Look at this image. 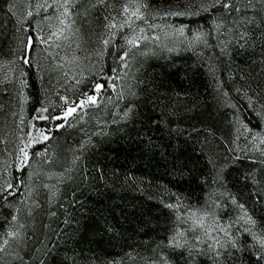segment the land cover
<instances>
[{"label": "trees", "instance_id": "16d2710c", "mask_svg": "<svg viewBox=\"0 0 264 264\" xmlns=\"http://www.w3.org/2000/svg\"><path fill=\"white\" fill-rule=\"evenodd\" d=\"M13 1L0 0V60L15 50L16 20L8 10ZM253 3L261 8L258 0ZM186 23L210 27L204 13ZM261 27L264 21L257 12L247 41L229 37L231 43L224 54L214 36L210 46L199 52L150 59L144 64L128 117H120L104 133L88 140L73 178L58 187L54 198L40 197L39 207L33 209L30 228L42 241L35 245L37 260L42 258L44 264H146L164 252L171 264H186V257L164 247L175 220L165 205L176 204L177 199L183 212L189 207H205L211 200L227 205L231 196L264 226V192L244 179L257 156L254 151L240 150L251 149V140L241 137L233 142L235 130L228 123L237 114L251 121L252 127L257 123L235 89H246L249 84L264 89ZM30 76V107L35 111L40 106L41 88L34 72ZM5 99L0 86V129L8 111ZM230 104H236L239 112ZM67 147L64 144L61 152ZM13 177L14 183L24 181L17 184L20 199L28 169L13 170ZM9 199L16 203L13 197ZM9 211L0 201V226ZM228 211L235 214L234 208ZM222 217H226L224 213ZM48 249L49 254L43 256ZM187 264L209 261L195 257ZM237 264L254 261L245 258Z\"/></svg>", "mask_w": 264, "mask_h": 264}, {"label": "snow or ice", "instance_id": "6c2138e0", "mask_svg": "<svg viewBox=\"0 0 264 264\" xmlns=\"http://www.w3.org/2000/svg\"><path fill=\"white\" fill-rule=\"evenodd\" d=\"M79 2L80 0H51V2L36 0L33 4L32 0H28L24 15L17 17V23L20 25L18 31L23 32V37L18 40V48L15 50V53H18L15 59L20 61L21 90L27 87L28 71L34 69V75L39 76L43 70L38 59L33 63L37 44L46 46L44 50L47 51L53 45L60 48L62 41H69L76 36L79 31L76 28V17L81 14L77 7ZM85 3L91 7L101 6L106 13L103 16L102 31L96 34L97 48L93 50V55L99 58V67L94 64L86 67L75 50L70 55L59 57L57 68L61 70L65 82L68 81L70 72L71 81H74L66 92L77 89L85 79H88L84 75L85 71H88L94 79L89 81L91 94L88 91H74L73 95L76 98L73 99L67 94L62 95L57 92V97L63 102L57 106L60 108L59 114L49 113V108L46 106L36 110L38 115L35 119L59 121L56 124L57 129H62L66 125L74 126L69 124V117L79 122L88 114L89 108H98L106 89L116 92L118 99L124 97L125 85L121 83L118 86L115 81H124L128 77V71L124 70L130 69L137 55L145 54L142 51V45L149 41L156 43L161 40L160 35L153 30L162 31L166 38H176L177 43H186L189 48L197 45L210 46L209 39L215 34V38L219 40L220 52L224 54L228 44L231 43L229 37L247 41L249 26L256 24L257 12L261 21H264V0H258L260 9L256 8L253 0H196V3H169L167 6H162V0H111V2L85 0ZM14 8V4H9V12H12ZM42 12L43 19L36 20L35 28H33L30 21L34 17L41 16ZM250 12L251 16H249ZM202 13L207 14L210 27L208 30L198 28L191 38L186 35V25L167 22L169 18L199 16ZM42 24L46 25L47 32L41 26ZM260 31L264 33V27H261ZM220 37L223 39L221 40ZM79 47L80 45L76 44V49ZM106 56H112L116 63L115 67L109 69L111 75L104 72ZM66 67L69 71H64ZM117 69H120L123 74ZM210 71L214 72L215 69ZM40 79L42 80L43 77ZM235 91L246 101L245 108L253 113L257 123L255 127H252L251 121L246 122L240 115H234L228 121L235 130L233 142L239 141L241 137L245 141L251 140V149L240 150L258 152L259 156L253 160L252 168L244 179L256 186L258 192H264V94H262L264 89H253L249 84L246 89L237 88ZM127 95L136 96L131 86L127 87ZM224 95L227 97L228 93L225 92ZM108 99L111 102V98ZM229 106L237 113L239 112L236 104ZM131 110L132 105H127L122 119H126ZM20 123L21 125L24 123L23 118ZM30 127L34 131L18 137L20 144L17 145L18 157L15 162L18 172H23L30 165L32 156L47 157L46 148L43 151L31 150L35 149L36 145L45 144L52 139L51 129L37 128L35 124H31ZM77 159L79 157H74L73 166ZM257 168H259V174ZM222 171L223 167L217 169L216 176L220 177ZM30 178L31 173H29ZM14 180L10 167L5 166L0 171V181H2L0 182V201H3V207L10 211L9 215L3 218V224L0 226V264H44L42 258L37 260L34 256V253L39 251L35 246L36 243H42V241L36 236L34 229L30 234L29 218L33 216V209L25 204V200L17 198V192L20 191L17 184L23 185L24 181L19 180L14 183ZM44 187L52 191L49 185ZM28 191L31 193L32 189L29 188ZM220 195L224 196L226 193ZM54 196L53 192V198ZM9 197L16 199V203H13ZM209 199L211 200V197ZM228 199L240 210L236 217L229 215L228 206L219 203L218 200H211V204H206L202 208L189 207L183 212H181L179 199L176 204L165 205L175 214V220L170 230L171 234L166 237L167 244L164 247L170 249L175 255L186 257V264L194 261L195 257L207 258L209 264H237L238 260L243 262L245 258H250L254 264H264V226L259 225L249 215L244 204H239L231 196ZM259 199L260 196L257 195V202ZM17 204L24 206L23 215L22 208ZM35 207H39V204L36 203ZM221 212L227 217L226 220L221 217ZM50 251L48 249L42 255L46 256ZM150 264H171V261L168 256L161 253Z\"/></svg>", "mask_w": 264, "mask_h": 264}, {"label": "rangeland", "instance_id": "374dc122", "mask_svg": "<svg viewBox=\"0 0 264 264\" xmlns=\"http://www.w3.org/2000/svg\"><path fill=\"white\" fill-rule=\"evenodd\" d=\"M187 1L178 2L177 0H169L162 3V6H167L169 3H196L194 0ZM13 2L15 5L13 14L16 20V37L14 40V47L16 50L18 48V40L23 37V32L18 31L20 25L17 23V17H22L24 15L28 0H14ZM35 2L36 0H32L33 4H35ZM49 2H51V0H49ZM109 2H111V0H109ZM81 5H84V7H81ZM77 7L81 14L76 17V28L79 29L76 36L72 37V39L69 41H62V46L60 48H57L55 45H53L51 48H48L47 51L44 50L46 46L37 44L36 52L33 54V63H35V60L38 59L43 69L39 76L34 75L36 76L40 84L39 87L41 88V101L39 108L41 106H46L49 108V113L54 115L60 113V108L57 106L63 103L57 97V92L61 93L62 95L67 94L73 99L76 98L73 95L74 91H88L91 94L89 81L94 79V77L89 75L88 71H85L84 75L88 77V79H85L77 89L66 92V89H70L71 84L74 83V81H71L70 72L68 81L65 82V78L63 77L61 70L57 68L59 57H64L66 54L70 55L75 50L77 55L81 57V60L86 67L90 66V64H94L96 67H99V58L93 55V50L97 48L96 34L100 33L103 28V16L106 14L105 10L101 6L91 7L89 4L85 3V0H80ZM93 10H95L97 13H94ZM43 15L44 13L42 12L41 16L34 17V19L30 21L33 28H35V21L42 20ZM192 18H195V16L169 18L167 22L176 25H186V35L188 38H191L193 33L198 28H203L204 30L209 29L203 24L192 25L191 23H186L187 20ZM156 22L161 23V21ZM41 26L44 27L45 32L48 31L46 25L42 24ZM153 31L157 35H160L161 40L156 43L149 41L145 45H142V51L145 54L137 55L135 61H133L130 65V69L124 70L128 71V77L124 81H115L118 86L121 83L125 85L124 97L118 99L116 92H113L111 89H106L105 95L102 96V102L98 108H89L87 110L88 114L84 116V118L79 122L73 120L72 117H69V124L74 126L66 125L62 129L56 128V124L59 123V121H43L35 119V117L38 115L36 111L37 109L33 111L30 107V75L35 70L33 69L28 71L26 69V71H28V75L26 77L27 87H24L21 90V85L19 82L21 78L20 61L15 59V55L18 53H15L14 50L10 57L0 60V86L6 94V105L8 104V106H6V108H8L7 116L4 117L0 129V171H2L5 166H8L10 167L13 175V170L16 169L15 162L18 157L17 145L20 144L18 137L25 136L27 132L34 131L30 127L31 124H35L37 128L51 129L52 139L45 144L36 145L35 149L31 150L43 151L46 148L47 157L34 155L32 156L30 165L26 167L28 169V181L26 184V190L20 197V200H25V204L27 206L31 207L32 209L38 208L35 207V204H39L40 197L44 195L53 196V192L55 194L58 193V187L60 185H63L65 182L69 181V179L73 178L78 164L83 156L84 149L89 142L88 140L96 138L99 134L104 133L110 125L114 124L120 117H123L125 107L131 104L132 99L131 96L127 95V87L131 86L133 90L135 89L139 72L148 60L167 59L169 57L184 53L199 52L200 50L206 48L202 45L189 48L186 43H177L176 38H166L162 31ZM29 34H31V32ZM213 37L209 39V44ZM76 44L80 45L79 49H76ZM169 49L172 50L170 51ZM49 53H51V56H49ZM57 54L59 55L57 56ZM85 57H88V59H84ZM9 61H14V63H9ZM115 66L116 63L112 56H106L104 58L105 74L111 75L112 73L109 71V69ZM64 71H69V69L66 67ZM117 71L121 72L120 69H117ZM121 74L123 73L121 72ZM40 77H43V79L41 80ZM109 97L111 98V102H109ZM44 115H48V113H44ZM21 118L24 120L22 125L20 123ZM68 140L72 142L67 143ZM64 144H68L69 147L66 148V151L63 150L61 152V147ZM81 145H83V148H81ZM254 154L259 156L258 152H254ZM74 157H79V159L76 160V163L73 166L72 161ZM29 173H31L30 179ZM44 185H49L52 188V191L50 192L48 188L44 187ZM29 188L32 189L31 193L28 191ZM56 189H58V191H56ZM227 202L228 210H230V208H234L235 210V214L230 215L232 217H236L240 213V210L235 205H232L230 200ZM17 206L22 208L23 215L24 206L19 204H17ZM220 214L222 217L223 212ZM32 217L29 218L30 227L32 225ZM222 218L225 220L227 219V217ZM167 251L171 250L167 248ZM161 253L166 255L164 252ZM157 258L158 255L155 256L154 259ZM150 262L146 264H150Z\"/></svg>", "mask_w": 264, "mask_h": 264}]
</instances>
